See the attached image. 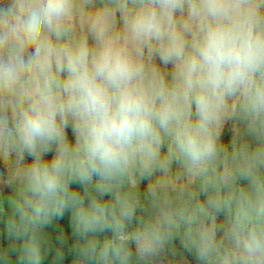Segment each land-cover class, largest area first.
<instances>
[{"label": "clouds", "instance_id": "clouds-1", "mask_svg": "<svg viewBox=\"0 0 264 264\" xmlns=\"http://www.w3.org/2000/svg\"><path fill=\"white\" fill-rule=\"evenodd\" d=\"M0 168V264H264V0H0Z\"/></svg>", "mask_w": 264, "mask_h": 264}, {"label": "trees", "instance_id": "trees-1", "mask_svg": "<svg viewBox=\"0 0 264 264\" xmlns=\"http://www.w3.org/2000/svg\"><path fill=\"white\" fill-rule=\"evenodd\" d=\"M68 222H69V215L66 214L65 217L58 221L57 224H54L52 227L46 229V232H48L51 236H55L56 231H57V226H63L64 228H68ZM10 243V241H8L7 237H6V233H5V228H4V223L3 221H0V246H7ZM15 259H16V255L15 253L12 254V260H13V264H15ZM189 259L191 260V257H189ZM71 260H72V255L70 253V251H68V249H65V259L63 264H71ZM43 264H54V252H49L44 261Z\"/></svg>", "mask_w": 264, "mask_h": 264}, {"label": "crops", "instance_id": "crops-1", "mask_svg": "<svg viewBox=\"0 0 264 264\" xmlns=\"http://www.w3.org/2000/svg\"><path fill=\"white\" fill-rule=\"evenodd\" d=\"M69 135H71V133L69 132ZM0 171H3V169L2 168H0Z\"/></svg>", "mask_w": 264, "mask_h": 264}, {"label": "rangeland", "instance_id": "rangeland-1", "mask_svg": "<svg viewBox=\"0 0 264 264\" xmlns=\"http://www.w3.org/2000/svg\"><path fill=\"white\" fill-rule=\"evenodd\" d=\"M225 138H226V139L228 138V137H227V135H226V137H225ZM5 191H7V190H5Z\"/></svg>", "mask_w": 264, "mask_h": 264}]
</instances>
